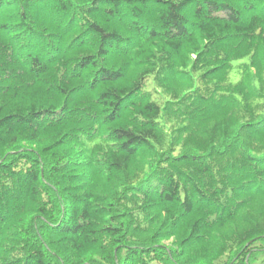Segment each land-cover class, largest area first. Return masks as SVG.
<instances>
[{
    "label": "trees",
    "instance_id": "16d2710c",
    "mask_svg": "<svg viewBox=\"0 0 264 264\" xmlns=\"http://www.w3.org/2000/svg\"><path fill=\"white\" fill-rule=\"evenodd\" d=\"M0 264H264V0H0Z\"/></svg>",
    "mask_w": 264,
    "mask_h": 264
}]
</instances>
